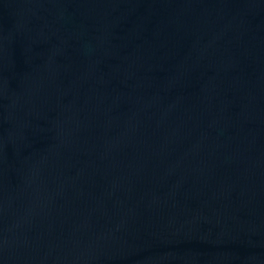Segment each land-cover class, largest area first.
I'll use <instances>...</instances> for the list:
<instances>
[{
	"label": "water",
	"instance_id": "1",
	"mask_svg": "<svg viewBox=\"0 0 264 264\" xmlns=\"http://www.w3.org/2000/svg\"><path fill=\"white\" fill-rule=\"evenodd\" d=\"M0 264H264V0H0Z\"/></svg>",
	"mask_w": 264,
	"mask_h": 264
}]
</instances>
